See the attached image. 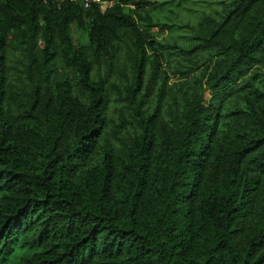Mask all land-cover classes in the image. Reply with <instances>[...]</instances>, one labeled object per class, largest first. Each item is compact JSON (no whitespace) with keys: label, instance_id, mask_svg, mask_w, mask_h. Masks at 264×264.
Instances as JSON below:
<instances>
[{"label":"trees","instance_id":"1","mask_svg":"<svg viewBox=\"0 0 264 264\" xmlns=\"http://www.w3.org/2000/svg\"><path fill=\"white\" fill-rule=\"evenodd\" d=\"M102 1L0 0V264H264V0Z\"/></svg>","mask_w":264,"mask_h":264},{"label":"built area","instance_id":"2","mask_svg":"<svg viewBox=\"0 0 264 264\" xmlns=\"http://www.w3.org/2000/svg\"><path fill=\"white\" fill-rule=\"evenodd\" d=\"M52 1L58 2L60 0H52ZM71 1L79 3L85 8L90 7L92 4H97L101 9H105L108 7V5L111 4V2L102 1V0H71Z\"/></svg>","mask_w":264,"mask_h":264},{"label":"rangeland","instance_id":"3","mask_svg":"<svg viewBox=\"0 0 264 264\" xmlns=\"http://www.w3.org/2000/svg\"><path fill=\"white\" fill-rule=\"evenodd\" d=\"M155 30V28H154ZM71 33L74 39V43L77 44L79 41H81L84 37H81L82 35L80 34V32L77 30L75 25H72L71 28Z\"/></svg>","mask_w":264,"mask_h":264}]
</instances>
